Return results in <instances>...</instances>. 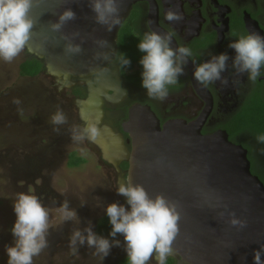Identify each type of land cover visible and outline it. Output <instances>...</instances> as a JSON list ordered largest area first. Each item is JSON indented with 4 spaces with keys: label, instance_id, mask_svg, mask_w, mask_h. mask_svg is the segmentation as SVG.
Wrapping results in <instances>:
<instances>
[{
    "label": "water",
    "instance_id": "water-1",
    "mask_svg": "<svg viewBox=\"0 0 264 264\" xmlns=\"http://www.w3.org/2000/svg\"><path fill=\"white\" fill-rule=\"evenodd\" d=\"M133 1L122 0L121 23ZM69 7L77 13V19L70 21L63 32H79L75 43L84 40L83 52L71 58L63 53L65 41L59 39L60 33H55L57 39L52 40L48 27ZM31 15L36 23L29 41L31 51H26L41 59L62 87L71 85L73 75L87 77L95 70L107 69L95 76V81L87 79V98L76 100L84 123L96 122L101 132L96 142H87L118 171L123 161L128 162V178L123 181L131 178L150 196L163 193L178 204L180 234L170 255L176 264H254V251L264 249V183L251 172L247 149L231 142L224 130L203 134L199 122L176 119L161 126L151 108L142 105L131 109L123 125L131 139L129 149L122 133L103 123L102 96L113 99L108 91H116L112 68L106 67L112 60L93 59L95 51H107L110 56L117 51L121 24L107 32L94 21L88 0H39ZM99 38L107 39L109 48L98 49L93 41ZM221 211L225 213L223 218L218 215ZM230 211L245 220L246 227L228 224Z\"/></svg>",
    "mask_w": 264,
    "mask_h": 264
},
{
    "label": "clouds",
    "instance_id": "clouds-1",
    "mask_svg": "<svg viewBox=\"0 0 264 264\" xmlns=\"http://www.w3.org/2000/svg\"><path fill=\"white\" fill-rule=\"evenodd\" d=\"M38 2L39 0H0V59L3 61L11 63L26 49L31 51L29 41L33 37L36 23L31 11ZM121 3L122 0H88V6L94 13V21L107 32L121 24ZM76 19L77 13L69 7L59 14L57 21L48 23L52 33L51 39L56 40L55 33H60L59 39L65 41L63 53L69 58L83 52L84 40L80 39V43L73 42L79 37V32L70 35L63 32V28ZM164 19L174 24L182 21L184 17L177 9L169 8L165 11ZM148 23L151 24L152 21ZM176 35L175 30L153 29L144 32L138 41L137 48L143 54L139 60L142 66L141 86L146 90L148 98L165 101L170 89L175 88L179 84V78L185 75L189 60L195 65L193 78L202 87L207 88L217 81L223 87L229 85V79L223 75L229 67L230 56L227 52L210 53V59L197 64L190 47L172 46ZM45 39L50 37L46 36ZM93 42L98 49L109 48L107 39L99 38ZM227 47L235 53L231 57V68L236 75L240 77L246 74L248 80L254 83L264 69V36L255 32L240 35L237 39L230 40ZM93 59H111L120 71H127L131 65L130 58L123 52H112L110 56L107 51H95ZM105 71L107 69L95 70L93 74L99 77ZM236 83L237 81H233V85ZM13 103L19 106L21 101L14 98ZM50 123L54 126L53 131L59 134L61 126L68 125V116L57 106L50 116ZM69 132L71 140L77 144L84 141L94 143L101 135L97 123L91 120H86L83 125L72 124ZM257 141L264 143V135L257 136ZM81 153L85 154L83 149ZM116 192L126 198V204L130 207L118 202L106 205L105 212L111 225L108 236L111 239L97 234L89 221L88 226L83 229H73L69 241L71 253L77 255L78 248L86 246L94 249L92 255L103 262L114 246H121V241L116 238L121 235L127 264H150L153 259L156 264H166L180 234L181 214L178 204L163 193L150 196L142 184H134L131 178L120 182ZM85 204L86 202L82 201L80 206ZM223 207L226 209L227 205ZM13 211L15 220L10 230L13 240L6 246L7 264H34V258L49 247L48 237L53 227L50 210L29 190L17 194ZM57 211L61 224L69 221L77 224L80 222L77 211L70 206L67 199ZM218 215L223 218L225 213L221 211ZM227 223L238 228L247 225L234 211L228 212ZM262 252L264 249L254 251V264H264Z\"/></svg>",
    "mask_w": 264,
    "mask_h": 264
},
{
    "label": "flooded vegetation",
    "instance_id": "flooded-vegetation-1",
    "mask_svg": "<svg viewBox=\"0 0 264 264\" xmlns=\"http://www.w3.org/2000/svg\"><path fill=\"white\" fill-rule=\"evenodd\" d=\"M169 8L177 9L184 19L170 24L164 19L165 11ZM148 21L152 23L149 24ZM153 29L175 30L177 35L173 39L172 46L190 47L197 64L210 59V53L227 52L230 56L229 67L223 75L229 79V85L223 87L217 81L216 84L207 88L202 87L193 78L195 65L189 60L185 75L179 78V84L175 88L170 89V94L165 101L148 98L146 90L141 86L142 66L139 60L143 54L138 50L137 44L144 32ZM252 32L264 36V0H134L129 13L118 29L116 39L118 45L116 52L128 55L131 65L127 71L118 70L112 61L106 66L112 68L114 73L112 85L116 91H108L113 99L102 96L103 123L122 133L129 149H132L131 139L124 131L123 125L128 121L131 109L137 105L149 106L160 120L161 126L168 121L182 119L188 123L199 122L203 134L224 130L231 142L247 149L251 172L264 183V143L257 141V136L261 134L256 133L247 119L249 113L264 112V69L254 83L248 80L246 74L238 77L231 68L234 50L227 47L230 40ZM31 56L25 50L23 61ZM41 73L50 76V85L54 88L53 94L50 93L46 99L59 102L68 116V124L83 125L84 121L78 112L76 100L87 98V79L95 81V75L87 77L73 75L70 79L71 85L62 87V82L59 83L46 71L45 67L37 75ZM233 81L237 83L233 85ZM63 127L69 131L68 126ZM85 143L99 160L110 168L111 180L116 188L123 178H128V162L123 161L118 171L99 156L96 146H90L87 141ZM62 146L63 143H57L56 152L51 151L52 158H49L50 152L48 153L50 146L43 148L45 154L41 157L39 154H34L30 162L34 165L28 164L26 178L32 182L34 181L32 177L40 167L54 165L57 160L56 154L61 152ZM71 153L73 152H68L67 156ZM36 191L39 196L41 191ZM44 192L46 197L49 196L48 198L52 200L58 196L52 190ZM115 196L119 198L118 202L125 207H130L126 204L124 196L118 193ZM76 225H73L74 229L77 228ZM166 264H176V259L169 256Z\"/></svg>",
    "mask_w": 264,
    "mask_h": 264
},
{
    "label": "rangeland",
    "instance_id": "rangeland-1",
    "mask_svg": "<svg viewBox=\"0 0 264 264\" xmlns=\"http://www.w3.org/2000/svg\"><path fill=\"white\" fill-rule=\"evenodd\" d=\"M23 59L24 52L11 63L0 59V264H7L6 246L13 240L10 231L15 220L13 203L19 192L29 190L35 195L36 190L41 191L38 197L49 208L53 224L48 237L49 247L34 258V264H117L126 257L121 235L116 237L121 246H114L103 262L92 255L94 249L86 246L79 247L77 255L71 253L69 241L73 225L77 223H60L57 209L63 201H70V206L77 211L80 218L77 228L83 229L91 221L93 230L100 234L97 223L106 213V205L118 202L119 198L115 196L116 186L111 180L110 168L99 160L85 141L74 143L70 132L63 126L59 134L53 131L50 116L60 105L57 100L46 99L54 90L50 76L45 73L35 77L21 74ZM14 98L21 101L19 106L13 103ZM64 126L69 129L71 125ZM59 142L63 146L60 154H56V163L40 167L32 177L34 181L30 182L25 172H28V164H33L30 163L33 155L41 157L45 154L43 148L50 146L48 153L52 158L51 151L56 152L55 146ZM70 151L84 157L86 162L70 166L67 156ZM48 190L58 196L49 199L44 192ZM82 201L86 202L83 207L80 206ZM108 234L100 235L111 239ZM150 264H155V259Z\"/></svg>",
    "mask_w": 264,
    "mask_h": 264
},
{
    "label": "trees",
    "instance_id": "trees-1",
    "mask_svg": "<svg viewBox=\"0 0 264 264\" xmlns=\"http://www.w3.org/2000/svg\"><path fill=\"white\" fill-rule=\"evenodd\" d=\"M128 56V55H127ZM44 68L43 61L35 56H31L28 59L20 63V72L24 75L35 76ZM250 121V125L261 135H264V112L260 113H249L247 117ZM86 159L82 156H78L75 152L69 155L68 164L70 166H79L85 163ZM111 225L108 221L107 215L105 214L97 223V231L100 234L109 233ZM117 264H127L126 257L122 258Z\"/></svg>",
    "mask_w": 264,
    "mask_h": 264
}]
</instances>
